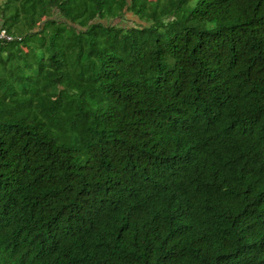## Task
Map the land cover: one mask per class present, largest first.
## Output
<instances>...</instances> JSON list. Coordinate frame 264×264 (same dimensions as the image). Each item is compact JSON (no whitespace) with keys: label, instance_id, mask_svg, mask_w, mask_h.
Here are the masks:
<instances>
[{"label":"trees","instance_id":"16d2710c","mask_svg":"<svg viewBox=\"0 0 264 264\" xmlns=\"http://www.w3.org/2000/svg\"><path fill=\"white\" fill-rule=\"evenodd\" d=\"M0 29V264H264V0H0Z\"/></svg>","mask_w":264,"mask_h":264},{"label":"rangeland","instance_id":"374dc122","mask_svg":"<svg viewBox=\"0 0 264 264\" xmlns=\"http://www.w3.org/2000/svg\"><path fill=\"white\" fill-rule=\"evenodd\" d=\"M122 21V23L126 24V25H133V24H138L139 21L137 20V18L133 15H131L130 13H126L122 19H120Z\"/></svg>","mask_w":264,"mask_h":264},{"label":"built area","instance_id":"2783aa9c","mask_svg":"<svg viewBox=\"0 0 264 264\" xmlns=\"http://www.w3.org/2000/svg\"><path fill=\"white\" fill-rule=\"evenodd\" d=\"M18 38V37H17ZM13 36L0 29V40H12Z\"/></svg>","mask_w":264,"mask_h":264}]
</instances>
